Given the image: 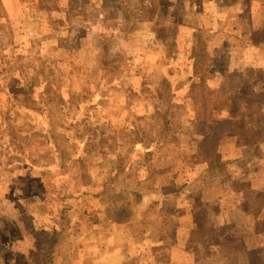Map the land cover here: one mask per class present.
I'll return each mask as SVG.
<instances>
[{
	"label": "rangeland",
	"instance_id": "obj_1",
	"mask_svg": "<svg viewBox=\"0 0 264 264\" xmlns=\"http://www.w3.org/2000/svg\"><path fill=\"white\" fill-rule=\"evenodd\" d=\"M156 1L0 0V264H43V258L91 264L100 256L96 228L114 224L112 195L105 191L111 176L119 174L113 185L126 189L121 195L131 208L149 214L156 209L136 199L146 192L144 175H152L153 149L155 155L183 152L195 167L203 163L187 95L198 80L191 75L196 54L211 59L212 87L247 67L255 73L248 89L257 87L260 73L264 83L262 45L254 43L264 41V28L254 29L264 24V10L256 7L242 22L230 10L242 0ZM213 23H249L251 30L239 35L232 24L218 31ZM40 65L43 73L34 79ZM47 83L70 100L46 97ZM70 102L80 103L73 113L64 105ZM92 122L100 135L85 154L80 135ZM132 128L149 140L133 143ZM37 221L59 230L54 239L34 231ZM115 238L108 234L103 248Z\"/></svg>",
	"mask_w": 264,
	"mask_h": 264
},
{
	"label": "crops",
	"instance_id": "obj_2",
	"mask_svg": "<svg viewBox=\"0 0 264 264\" xmlns=\"http://www.w3.org/2000/svg\"><path fill=\"white\" fill-rule=\"evenodd\" d=\"M256 7L264 10V0H253L252 3L242 0L237 8L230 10L232 13L238 11L241 21L245 22L249 19L248 12ZM227 16L228 22L235 18L234 15ZM229 24L233 25L213 23L212 28L220 31L222 25ZM236 24L238 27L233 25L230 28L236 34L250 33L249 23ZM263 28V23H255V33H260ZM228 36L237 39L234 34ZM254 43L262 45L264 54V41L254 40ZM197 56L194 57L196 60ZM196 60L192 64L191 75L194 76ZM259 63L262 64L260 70H264L261 56ZM244 75L245 72L240 71L238 76ZM262 77L260 73L256 78L258 83L254 90L248 89L247 85L252 80L246 82L244 88L264 92ZM224 82L213 88H221ZM254 127L258 133L252 142L241 147L239 155L236 135H226L222 140L219 152L226 162L227 174L221 180H213L204 163L193 166L183 152L155 155L153 149L152 175H144V180L141 179L143 188L147 189L138 194L136 203L154 207L156 211L149 214L134 211L126 197L132 209L130 217L122 222L114 221L105 228H96L99 237L95 241V251L100 256L91 264H144L145 261L148 264V260L150 264H264V108ZM143 172L146 171L141 170V175ZM111 177L112 185L120 180L118 173ZM114 189L121 194L126 191L122 187L116 189L114 186ZM36 227L40 232L49 233L46 241L58 234L55 226L49 228L42 221L34 222V231ZM32 229L30 226L29 230ZM108 234L116 237V242L103 248ZM139 237L143 240L140 241Z\"/></svg>",
	"mask_w": 264,
	"mask_h": 264
},
{
	"label": "trees",
	"instance_id": "obj_3",
	"mask_svg": "<svg viewBox=\"0 0 264 264\" xmlns=\"http://www.w3.org/2000/svg\"><path fill=\"white\" fill-rule=\"evenodd\" d=\"M148 2L154 6L157 3L156 0H148ZM103 5H105V3ZM105 37V35L99 36L101 44ZM210 66L211 59L205 54L197 56V60L194 64V73L198 75V80L190 85L187 95L192 100V108L195 113L193 119H191V123L195 127L193 138L197 140L194 147L197 148L201 162L211 171L212 179L220 178L221 180L226 177L227 166L220 155L219 146L226 135H236L239 155L241 147L252 142L254 135L258 133V130L254 127V123L264 108V92L247 91L244 88V84L253 80L255 76L252 67L246 68L244 76L227 77L221 88H213L208 84L206 76V71ZM41 70L42 65H40L37 71L38 74L34 75V79L38 77L40 73H43V70ZM49 86L50 88H48ZM44 88L43 94L46 97H49L48 95H59V103L70 100V97L67 95H60L59 91L54 90L52 84L47 83ZM35 102L36 101H34V109L37 110ZM64 105L67 106V112L72 111V113L73 106L76 107L75 109L80 107V103L73 102ZM224 108L227 109L226 115L217 116L216 111ZM6 113H10V111L7 110ZM10 120L11 118L8 117V121ZM101 121L103 120L101 119ZM98 126H100L98 123L92 122L89 126L83 127L85 133L80 135V137L82 138V151L85 154L93 152L96 149V141L100 135ZM135 131L136 129L132 128V133L134 134L133 143L141 142L143 139L149 140L146 138V133L143 129H141V133L137 136L135 135ZM150 137H152V135H150ZM52 142L53 140L51 136H49L46 143L52 144ZM191 145L193 146V143ZM149 154V152L146 153L145 159H148ZM105 191L112 195L109 198L113 201L112 203L114 205V221L122 222L128 219L131 215V209L126 197L122 196L118 191H115L111 182L106 185ZM50 231L53 232V229ZM58 232L59 230H55V233ZM42 262L43 264H49L46 263L45 258H43Z\"/></svg>",
	"mask_w": 264,
	"mask_h": 264
}]
</instances>
